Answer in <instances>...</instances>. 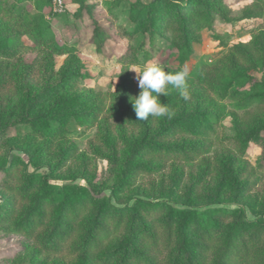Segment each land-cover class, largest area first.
<instances>
[{
	"label": "rangeland",
	"instance_id": "1",
	"mask_svg": "<svg viewBox=\"0 0 264 264\" xmlns=\"http://www.w3.org/2000/svg\"><path fill=\"white\" fill-rule=\"evenodd\" d=\"M138 2L0 0V264H243L227 238L264 232V0H207L200 31L199 6L165 5L152 35ZM157 59L188 67L190 99L170 89L172 118L139 121L131 69ZM234 77L254 86L218 89ZM209 115L216 134H194Z\"/></svg>",
	"mask_w": 264,
	"mask_h": 264
},
{
	"label": "trees",
	"instance_id": "2",
	"mask_svg": "<svg viewBox=\"0 0 264 264\" xmlns=\"http://www.w3.org/2000/svg\"><path fill=\"white\" fill-rule=\"evenodd\" d=\"M74 2L78 5V9H83L85 8V3L84 0H74ZM139 5V10H136L135 12V21L138 27H141L143 23H145V29L147 32L152 35L154 32V27L157 23V21L160 19V13L161 9L167 5L174 9L175 14H178L185 8H183L185 5H190V6H199L202 10L201 13H198V16L195 17L194 14L191 12H185V16L191 17L194 21L192 23V27L195 29V31H200L203 28H209L211 27L209 16L207 14H204L207 10L210 9V4L207 2V0H182L181 4H178L174 0H151L149 3H140L138 2ZM251 17H263L264 18V7H260L256 10H254L251 14L247 16V18ZM191 25V24H189ZM100 34V29H95L94 32V38L96 39V50L98 53H100L102 47H103V40L105 36L99 35ZM236 55H238V58L240 56H246V53L243 52V50H240L238 48H235ZM237 56L231 55V57L228 59L229 63L234 64L235 61L238 59ZM246 79V80H245ZM244 81L242 84L241 82ZM224 84L218 85V89L222 90L224 94L230 95L231 97H235L236 93H238L237 89H234L235 85L236 86H241V85H247L250 87H253L254 84H252V80L248 78H239V77H234V78H228L223 81ZM259 83V92L256 96L252 97L250 101H253L255 104H261L264 101V74L261 76L260 80L258 81ZM217 124V119L214 120L213 116L209 115L208 116V121H205L202 128H199L195 130L194 134L200 137H209V136H214L215 129ZM179 155H183V152H179ZM178 155V157H179ZM62 204H68L65 201H63ZM216 213H218L219 210H214ZM203 214L209 215L210 212H204ZM139 218V217H138ZM188 216L184 217V222L187 220ZM135 223H138L136 221ZM204 225L210 226L211 222L206 220L203 222ZM253 222H247L245 223V230L251 232L250 237L247 239V241L244 240H239L237 238V230H234L232 234L227 238L226 243L223 246V252L221 254V257L225 258H237L240 253H243V258L242 263L247 264V259L249 255L251 257H255L257 261H260L262 264H264V247H261L262 245V235H263V229L262 226H258L255 228H252ZM185 228H187V223L184 224ZM135 249V248H133ZM128 250L127 252L125 251L122 256L124 260L127 259L128 255ZM134 254V253H133ZM135 257V256H134ZM130 261H132L131 258H129ZM143 257H138V260H142ZM176 260H180V257L176 258ZM127 262V261H126ZM133 262V261H132ZM129 263V262H128ZM130 264V263H129ZM217 264H223L221 262V259L218 260Z\"/></svg>",
	"mask_w": 264,
	"mask_h": 264
},
{
	"label": "clouds",
	"instance_id": "3",
	"mask_svg": "<svg viewBox=\"0 0 264 264\" xmlns=\"http://www.w3.org/2000/svg\"><path fill=\"white\" fill-rule=\"evenodd\" d=\"M137 75L139 94L129 97L135 115L139 121L151 118L167 117L171 119L175 114L168 104H162L158 97L167 96L170 89H175L185 100L190 99L187 78L189 69L187 66L176 72H165L159 59L144 65L134 67Z\"/></svg>",
	"mask_w": 264,
	"mask_h": 264
}]
</instances>
